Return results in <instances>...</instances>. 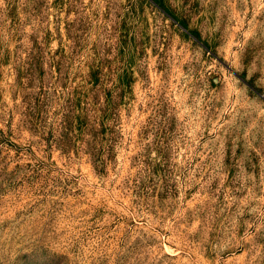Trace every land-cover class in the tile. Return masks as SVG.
I'll return each mask as SVG.
<instances>
[{
	"label": "rangeland",
	"instance_id": "374dc122",
	"mask_svg": "<svg viewBox=\"0 0 264 264\" xmlns=\"http://www.w3.org/2000/svg\"><path fill=\"white\" fill-rule=\"evenodd\" d=\"M0 264H264V0H0Z\"/></svg>",
	"mask_w": 264,
	"mask_h": 264
}]
</instances>
